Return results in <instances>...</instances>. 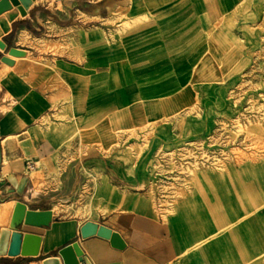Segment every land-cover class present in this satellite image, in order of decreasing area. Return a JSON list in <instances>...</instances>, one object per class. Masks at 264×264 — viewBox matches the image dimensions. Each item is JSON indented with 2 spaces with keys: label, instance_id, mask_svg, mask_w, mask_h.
<instances>
[{
  "label": "crops",
  "instance_id": "0c3cea01",
  "mask_svg": "<svg viewBox=\"0 0 264 264\" xmlns=\"http://www.w3.org/2000/svg\"><path fill=\"white\" fill-rule=\"evenodd\" d=\"M263 11L264 0H0V232L17 201L53 217L19 227L40 235L36 254L5 252L0 264H64L71 243L80 264H264V150L203 177L164 217L132 194L150 174L123 140L150 123H160L152 149L209 135L237 79L264 67ZM197 102L201 119L183 112ZM91 174L97 190L107 183L134 201L96 190L97 217L57 211ZM88 221L110 237H83Z\"/></svg>",
  "mask_w": 264,
  "mask_h": 264
},
{
  "label": "rangeland",
  "instance_id": "374dc122",
  "mask_svg": "<svg viewBox=\"0 0 264 264\" xmlns=\"http://www.w3.org/2000/svg\"><path fill=\"white\" fill-rule=\"evenodd\" d=\"M263 25L261 26L264 31V11L261 13ZM264 66V65H263ZM238 87L242 88V92H246L245 99L248 95H251L248 104H242L244 96H238L240 100H235L233 96L236 94L231 90V104L229 105L228 112L225 116L219 117L215 120V127L213 131L216 132L214 139L210 144L214 143L211 149L214 153L201 154L198 156H208L219 164L214 167L209 168H194L189 171V179L187 186H180L177 189L176 196L171 200H166L164 206H159L156 197V189L150 186L147 190L137 191L132 189V194L137 198H142L147 200L151 208L146 204L144 207L149 208L152 212L155 210L160 212L164 217L167 213L174 212L179 205V199L187 195V193H196L199 191L200 183L203 181V177L211 174L218 173L220 175L226 174L231 163H237L241 159L255 155V150H264V136L262 132L264 131V101H259L254 96L258 90L264 89V67H259L258 71L254 68L244 72L238 79ZM241 95L242 93H238ZM262 103V104H261ZM246 115H242L241 111L244 106ZM196 111L198 119L202 117V111L199 109L198 102L192 105L190 108L185 109L186 111ZM170 121V120H169ZM201 121V120H200ZM160 123H150L145 127L137 130L131 129L126 131L127 136L123 137L124 143V153L128 156L131 163H142L146 159L148 168L153 166V163H158V155L155 156L161 150H167L174 148L178 145L184 144L185 141L192 139H205L206 137H195L192 139H183L180 142H176L172 145H163L157 142V145L153 148V144L149 140L154 132V129L159 126ZM124 131L121 132L123 134ZM121 136V135H120ZM225 141V142H223ZM80 143L77 146L78 151L81 153L84 149V145ZM222 144H227L221 146ZM220 147H223L224 151H219ZM204 148H206L204 146ZM207 149V148H206ZM223 155V156H222ZM148 157V158H147ZM172 159V156H169ZM172 163V162H171ZM94 175V176H93ZM99 178L98 174H91V185L82 186L74 195L69 199L58 201L54 207L57 211H61V214L68 216H75L80 218H95L101 212L106 211L103 200L112 203H130L133 202V197L131 196H121L115 189H112L109 184L103 183L99 190H97V183ZM102 179V178H101ZM42 183H39V187ZM97 196L103 198L102 201L98 200ZM142 205V204H141ZM142 209V206H141ZM154 209V210H153ZM144 210V209H142ZM258 259H264V252L259 255ZM263 262V261H262ZM263 264V263H262Z\"/></svg>",
  "mask_w": 264,
  "mask_h": 264
},
{
  "label": "built area",
  "instance_id": "2783aa9c",
  "mask_svg": "<svg viewBox=\"0 0 264 264\" xmlns=\"http://www.w3.org/2000/svg\"><path fill=\"white\" fill-rule=\"evenodd\" d=\"M264 88V87H263ZM232 91L236 94L233 96L235 100H240L238 96L243 97L242 104H248L251 100V95H248L245 99L246 92H242V88L235 87ZM238 93H242L238 95ZM256 97L259 101H264V89L258 90L252 97ZM262 104V103H261ZM244 109H247L245 105L241 111L242 115H246ZM216 132L211 131L206 138L203 139H192L185 141L184 144L178 145L173 149L161 150L155 154L158 155V163H153L152 168L149 167L150 174V186L156 189V197L159 206L163 207L166 200H171L176 196L177 189L180 186H187L189 179V171L194 168H209L219 164L208 156H198V153H214L211 147L214 143L210 142L214 139ZM225 142V141H223ZM227 144H222L225 146ZM204 146L207 148H204ZM219 151H224L223 147H220ZM172 156V159L169 158ZM223 156V155H222ZM172 162V163H171ZM220 165V164H219ZM28 169L33 167L30 161L26 162Z\"/></svg>",
  "mask_w": 264,
  "mask_h": 264
},
{
  "label": "water",
  "instance_id": "95a60500",
  "mask_svg": "<svg viewBox=\"0 0 264 264\" xmlns=\"http://www.w3.org/2000/svg\"><path fill=\"white\" fill-rule=\"evenodd\" d=\"M24 181L25 177H22L17 188L18 192L22 190ZM12 183L15 185V182L12 181ZM1 187L5 188L4 182H0ZM13 190L10 189V191ZM52 219V212L50 210L28 209L25 203L17 201L10 216L9 229H3L0 232V254L5 252L8 255H16L18 253L22 255L36 254L41 242L40 235L31 232L22 233L19 231V227L22 223L37 227H48ZM92 234L110 237L111 233L109 229L88 221L81 227V235L87 237ZM115 236L116 234L113 233L112 239ZM59 254L64 264H80V261L83 260L82 251L77 243L63 246L59 249Z\"/></svg>",
  "mask_w": 264,
  "mask_h": 264
},
{
  "label": "bare ground",
  "instance_id": "6f19581e",
  "mask_svg": "<svg viewBox=\"0 0 264 264\" xmlns=\"http://www.w3.org/2000/svg\"><path fill=\"white\" fill-rule=\"evenodd\" d=\"M6 204H7V203H6ZM6 204H5V205H6ZM2 207H4V208H5V206H2ZM3 213H4V212H3ZM4 215H5V214H4Z\"/></svg>",
  "mask_w": 264,
  "mask_h": 264
}]
</instances>
